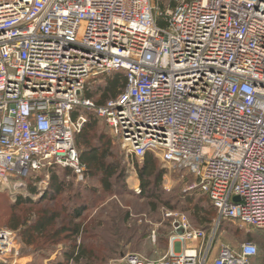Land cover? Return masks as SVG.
I'll list each match as a JSON object with an SVG mask.
<instances>
[{"label": "built area", "instance_id": "obj_1", "mask_svg": "<svg viewBox=\"0 0 264 264\" xmlns=\"http://www.w3.org/2000/svg\"><path fill=\"white\" fill-rule=\"evenodd\" d=\"M0 0V193L57 165L86 181L76 136L90 111L129 166L154 154L194 178L223 220L264 230V0ZM123 72L103 105L88 82ZM48 179L39 184L46 189ZM174 217L159 259L110 264H264L255 243L222 247ZM154 237V242H155ZM194 244V245H191ZM18 234L0 228V264H19Z\"/></svg>", "mask_w": 264, "mask_h": 264}, {"label": "trees", "instance_id": "obj_2", "mask_svg": "<svg viewBox=\"0 0 264 264\" xmlns=\"http://www.w3.org/2000/svg\"><path fill=\"white\" fill-rule=\"evenodd\" d=\"M124 87L123 72L99 75L88 82L84 98L103 105L109 99L115 98ZM83 112L88 122L82 132L76 136V146L80 160L87 168L86 181H96L101 185L102 191L86 186V181H78L70 168L57 165L49 170L44 169L39 174H33L28 179L30 196H17L12 203H8L7 211H14L15 217L6 223L4 229H10L18 234L25 248L23 251L27 252L26 248L31 247L33 252H41L42 256L31 264H44L45 260L57 252L59 246H62L60 254L50 262L51 264H109L110 260L115 258L118 260L124 256L129 244L132 250L137 251L150 244V234L139 231L138 218L127 205L122 208H117L115 205L109 212L104 207L92 216L90 206L87 204L88 200L83 202V195L90 197L91 201L93 198L102 199L105 194L108 196L112 193L116 194V185L125 179L126 172V163L121 158L118 161L111 160L117 153L113 141L118 140L112 135L113 138L109 136L106 131H100V119L96 114L84 110ZM162 165L152 153L147 154L143 161L136 163L141 193H132V196L142 200L144 205L147 202V206L152 207L154 214H159L158 205L161 202L160 190L165 173ZM188 176L194 180L191 175ZM45 177L48 179V186L41 192L38 186ZM182 196L184 200L190 199L189 202L194 196L198 199H206V209L196 207L199 223L197 224L200 227L195 228L209 232L217 212L209 196L199 190L184 192ZM3 197L5 198L6 195L0 193L1 201ZM58 199H60V207L52 206ZM36 205L41 209L37 210ZM25 207L30 208L25 210ZM149 214L151 216V213ZM0 222L3 224V203L0 206ZM169 234V230L159 231V246L168 244ZM262 248L264 251V245ZM258 251V260H264L261 258L260 247Z\"/></svg>", "mask_w": 264, "mask_h": 264}, {"label": "rangeland", "instance_id": "obj_3", "mask_svg": "<svg viewBox=\"0 0 264 264\" xmlns=\"http://www.w3.org/2000/svg\"><path fill=\"white\" fill-rule=\"evenodd\" d=\"M169 0H152V5L157 9V11L166 10L170 3ZM104 121L100 120V131H106L109 136H111L110 130ZM112 137V136H111ZM113 138V137H112ZM96 142V141H95ZM113 145L115 147V152L117 151L116 155L111 159L112 161H118L120 158L123 162L126 163V172H125V179L121 182H118L116 185L117 192L116 194L112 193L108 196V194L103 195L102 199L99 198H93L95 200L90 201V197L87 195H83V202L85 200L87 201V204L90 206V209L92 211V216H94L97 211L103 210L105 207L108 212L110 209L114 208L115 205H117V208H122V206L127 205L130 209H132L134 216L138 218V225H140V232H147L150 234L151 238H149L150 244L145 245V248L142 250H132L131 245H127L126 253H139L143 256L149 258V259H159L163 256H165L169 250V242L165 246H159L158 239H159V231L162 229L169 230V238L171 236L172 231V223L174 222V217H167L166 215L169 213H172L174 215H178V218L185 217L188 219L190 224L195 227H200L198 224V216L196 213V207H200L203 209H206V199H198V197H193L191 201L190 199L184 200L185 198L182 196V193H190L188 188L189 186L194 182L192 178L188 176V174L185 172V170H180L177 168L174 169H167L165 168L164 177L161 184V193H160V205H158L159 208V214H154L152 207L149 208L147 206V202L144 205V202L142 200H137L132 196V193L134 194H140L141 193V182L138 177L137 172V166L135 170H132L129 166V159L126 158V152L122 146V144L119 141H113ZM161 162V161H160ZM46 179V177L44 178ZM86 186L90 188H96L98 191H102L101 185L96 183L94 180H88L86 181ZM116 183V182H115ZM29 187V186H28ZM39 188V186H38ZM47 188V187H46ZM114 191V190H113ZM30 193V188H29ZM1 194L6 195V197H3V201L0 200V206L1 203H3V224L0 222V228H6V223H9V220H13L15 217V212L13 211H7L8 210V203L13 202L17 196L22 195H12L11 192H3ZM86 194V193H84ZM67 195L64 197L66 198ZM181 199H180V197ZM188 196V195H187ZM24 197V196H23ZM190 198V196H189ZM59 200L57 203H53L52 206L54 207H60L59 206ZM168 203V204H166ZM46 203H43V205ZM50 204V203H49ZM200 204L199 206H197ZM42 205V206H43ZM167 205H170L174 207L173 209L168 207ZM39 205H36V209L40 210L41 208L38 207ZM41 206V205H40ZM41 206V207H42ZM30 207H25V210H27ZM39 208V209H38ZM5 212V213H4ZM151 213V216L150 214ZM23 215V214H22ZM150 216V217H149ZM218 221V213L216 212V215L213 219L212 226L207 232V235H211V231L216 227V232L214 234L213 238V244L215 246V255H217V252L222 247H230L231 249H238L240 246L246 242H253L258 247L262 249L261 252V258H264V251L262 246L264 245V230H255L248 226H241V224L234 222V221H221L219 224ZM198 223V224H197ZM142 224H146V227L141 226ZM155 237V242H154ZM168 238V239H169ZM20 241V248H21V259L23 258V255H29L31 257H35V259L42 256L41 252H33L32 248H26L28 251H23L24 245ZM194 245V244H191ZM62 246L57 249V252L55 254H52L47 260L44 261V264H51L50 262H53L57 256H59ZM112 259L109 261V264L116 260Z\"/></svg>", "mask_w": 264, "mask_h": 264}, {"label": "crops", "instance_id": "obj_4", "mask_svg": "<svg viewBox=\"0 0 264 264\" xmlns=\"http://www.w3.org/2000/svg\"><path fill=\"white\" fill-rule=\"evenodd\" d=\"M46 189L44 190H41V192L45 191ZM35 257H31L29 255H23V258L20 260L19 264H31L33 262H35Z\"/></svg>", "mask_w": 264, "mask_h": 264}]
</instances>
